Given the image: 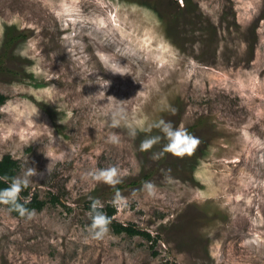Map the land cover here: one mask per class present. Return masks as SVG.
<instances>
[{
  "label": "rangeland",
  "instance_id": "rangeland-1",
  "mask_svg": "<svg viewBox=\"0 0 264 264\" xmlns=\"http://www.w3.org/2000/svg\"><path fill=\"white\" fill-rule=\"evenodd\" d=\"M0 95V160L44 173L29 193L47 201L32 221L0 205V264H264V0H0ZM160 118L200 139L191 156L139 150ZM113 164L115 188L85 175ZM144 181L157 195L131 196ZM89 197L156 242L85 241Z\"/></svg>",
  "mask_w": 264,
  "mask_h": 264
},
{
  "label": "clouds",
  "instance_id": "clouds-1",
  "mask_svg": "<svg viewBox=\"0 0 264 264\" xmlns=\"http://www.w3.org/2000/svg\"><path fill=\"white\" fill-rule=\"evenodd\" d=\"M112 69L118 72L119 64L113 62L110 66ZM116 73V72H114ZM109 84V82H106ZM54 88L55 85H52ZM166 107L174 114L176 109L172 108L170 105ZM122 121H127L126 110L122 106H117L111 113V120L108 124L109 128L120 127ZM153 129L158 130V134L146 135L139 144V150L141 152H147L155 145L163 143L162 148L159 151L151 153V159L156 161L164 157L166 153L171 154L174 157H184L191 156L198 145L200 144V139L195 135L191 134L183 126H174L171 121L165 120L163 118L154 120L147 123L146 126L142 128L145 133H152ZM137 127L129 126L128 135L132 138L137 136ZM106 142L112 145H119L121 143V137L116 132H109L107 135ZM46 157L47 155L44 154ZM171 170H168L170 173ZM47 175L49 176L52 172L51 162L46 168ZM41 176L43 178L44 173H38L35 168L22 165V171L20 175L14 177L0 176V181L6 183L8 186L0 189V205L7 206L5 209L8 212H16L21 218L26 221H32L37 217L38 213L35 209H29L26 207L30 203L31 196L21 197V192L30 185L34 184L33 177ZM92 181L103 182L106 185L115 188L123 182L124 172L119 166L113 164L108 167L95 168L85 173ZM166 179L171 180V176H166ZM137 192H144L149 197H155L158 193V187L151 181H144L141 184V188L138 190H133L131 196H136ZM91 200L90 212L88 213L91 223L86 226L85 241L91 240H103L110 233L109 225L111 224V217H109L104 211V203L99 198L89 197ZM129 197L124 196L119 189H115L111 204L115 207L125 208L128 206Z\"/></svg>",
  "mask_w": 264,
  "mask_h": 264
},
{
  "label": "trees",
  "instance_id": "trees-1",
  "mask_svg": "<svg viewBox=\"0 0 264 264\" xmlns=\"http://www.w3.org/2000/svg\"><path fill=\"white\" fill-rule=\"evenodd\" d=\"M186 4L188 5V0H186ZM10 33L13 31L12 29L9 30ZM11 35V34H10ZM7 33V37L5 40V47L6 46H10L12 43H15L16 41H19L20 38L22 39L24 35H21V33L18 35L17 33L12 34L10 36ZM8 101V98L5 97L4 95H0V106H3L6 102ZM193 157V156H192ZM193 162V161H192ZM194 163V162H193ZM193 169V168H192ZM20 171V163L13 159L12 156L10 155H6L4 156L1 160H0V176H8V177H14L17 176L18 173ZM8 185L2 181H0V189L7 187ZM118 189V188H117ZM29 188L23 190L21 192V197H28L30 195L29 193ZM57 202H59V200L57 199L56 196H52V199L50 201V203L52 204H56ZM47 205V201H43L39 199V196L37 194H32L31 195V199H30V203H28L26 205V207H28L29 209H35L36 211H42ZM90 205L91 203L88 205L87 209L90 212ZM103 211L109 216L111 217V224L109 225V228H112L113 231L116 234H126L130 237L133 236H142L143 238H145L148 241L151 242H156V240H154L152 238V236L146 232V231H141L139 229H137L135 226L130 225V226H124L120 223H117L116 221H114L113 217L115 216L116 210L114 207L107 205L103 208ZM11 214L16 217V218H21L18 213L16 212H11Z\"/></svg>",
  "mask_w": 264,
  "mask_h": 264
}]
</instances>
